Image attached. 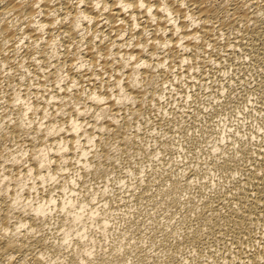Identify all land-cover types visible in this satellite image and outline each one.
Wrapping results in <instances>:
<instances>
[{
    "label": "bare ground",
    "instance_id": "obj_1",
    "mask_svg": "<svg viewBox=\"0 0 264 264\" xmlns=\"http://www.w3.org/2000/svg\"><path fill=\"white\" fill-rule=\"evenodd\" d=\"M183 92L195 104L173 107ZM193 127L190 149L213 153L208 184L168 155ZM149 155L171 163L159 162L167 186L154 199L167 218L181 210V226H136L140 207L112 230L117 181L129 198L153 194L150 177L131 175ZM146 231L161 232L165 255ZM190 253L264 264V0H0V264H175Z\"/></svg>",
    "mask_w": 264,
    "mask_h": 264
},
{
    "label": "rangeland",
    "instance_id": "obj_2",
    "mask_svg": "<svg viewBox=\"0 0 264 264\" xmlns=\"http://www.w3.org/2000/svg\"><path fill=\"white\" fill-rule=\"evenodd\" d=\"M218 74H220V72H218ZM211 79H209V81H210ZM204 81H206V80H204ZM208 81V82H209ZM207 82V83H208ZM210 83V82H209ZM208 83V84H209ZM208 84H206L205 86L207 87V85ZM204 86V87H205ZM182 94V95H181ZM180 95L178 94V95H175L174 97H175V104H171L172 106L174 105H176L177 103V105L179 106V107H182L181 106V104L183 105V106H185L186 108L187 107H190L189 105H191V106H193L194 104H195V101L193 100L194 99V96H189L188 97V95H186V92H183V93H181ZM181 96V97H180ZM187 96V97H186ZM192 97V98H191ZM180 102H179V101ZM205 100V99H204ZM206 101V100H205ZM205 101H203L202 103H201V105H206V104H208L209 102H205ZM185 102V103H184ZM205 102V103H204ZM180 103V104H179ZM186 103H188V104H186ZM185 104V105H184ZM173 106V107H174ZM178 106H175V107H178ZM253 119L255 120V116L253 117ZM253 123H256V121H254ZM260 123V122H259ZM197 127V126H196ZM194 128L193 127V129H188V130H179L178 131V133L180 132V134H178V139L179 138H182V139H179V141H178V143L176 142V143H174V145L175 144H177V145H175L174 147L172 146V148H174L175 149V151H170V152H168V155L169 154H172V156H174L175 157V155H176V158H172L173 159V161H175V162H173V163H176V164H180L181 163V165H183L184 164V166L183 167H185V166H190L189 168H191L190 169V171H193L194 173L196 172L198 175H197V177L199 178H202V180L201 179H196L198 182H200V183H203V182H206L204 179H206V180H208V177H210L211 175H213L214 176V172H208V168L207 169H205L204 167H207V165L206 164H203L202 163V161L205 159V157H209V156H211L213 153H211L210 151H206V148L204 147V143L205 142H207L208 140H206L205 138H206V136L208 135V133L206 132V130H203V125L202 126H200V124L198 125V129L199 130H201V127H203L202 128V130L201 131H197L198 129L197 128ZM196 130L198 133H200V134H198V135H201L204 131V135L202 136V137H204V140L202 139V137L200 138V140H202V141H205V142H201V144H203V146H201L202 148H203V150H205V151H203V152H201V151H199V148H197V147H195L194 149H190V146H191V144H190V142H189V139H188V135H186V134H191V133H193V130ZM205 129V128H204ZM146 130V135L148 136V133H149V135L150 134H152L153 133V135L155 134L156 135V133L158 134V131L157 130H155V129H153V128H148L147 127V129H145ZM192 130V131H191ZM153 131V132H152ZM187 131V132H186ZM183 132H185V133H183ZM191 132V133H190ZM202 132V133H201ZM194 133H195V131H194ZM207 133V134H206ZM182 134H185L184 136L182 135ZM182 135V136H181ZM215 135V134H214ZM145 137V136H144ZM186 142H185V141ZM188 140V141H187ZM185 142V143H183L182 144V142ZM188 145V146H187ZM181 146V147H180ZM178 147V148H177ZM192 148V147H191ZM196 149H198L197 151H195ZM179 150L181 151V152H179ZM191 150V151H190ZM199 151V152H198ZM157 152H159V150H157ZM173 152H174V155H173ZM196 152V153H195ZM176 153V154H175ZM205 153H207V154H205ZM210 155H209V154ZM194 154V155H193ZM205 154V155H204ZM157 155V154H156ZM192 155V156H191ZM82 156V155H81ZM171 156V157H172ZM178 156V157H177ZM205 156V157H204ZM158 157H159V159H158ZM180 157V158H179ZM193 157V158H192ZM207 157V158H208ZM151 158H153V159H151ZM84 159V158H83ZM165 158H160V156H155V158H154V155L152 156H144V159L142 160V158H141V160H140V162H138V163H136L135 164V166L137 167V168H135V170H139V171H136L135 172V174H131V175H133L132 177L135 179L136 177L138 178H140V179H143L144 180V178L146 179V178H148V177H150V178H148L149 180H151L150 181V185L148 186V188L149 189H147V193H146V195L147 194H150V196H151V193L153 192V194H152V196L150 197V198H142L141 196H138L137 198H139V200H135L133 197H130L129 198V194H128V191L126 190V188H122V186H121V183H119L120 181H117V184H115V186L113 187V188H111V190H110V192H108V193H111V195L110 196H108V197H106L107 199H108V202H110L114 207L113 208H111V210L113 211V213L114 212H116V211H118L117 213H114L113 215H114V217L115 218H113V220L111 221L112 223H110L112 226V230H115L117 227L118 228H123V227H127L128 225L130 226V224L129 223H131L135 218H133V215H134V213H135V211L136 210H138V209H144V212L143 213H139V214H136L137 215V217L139 218H136L135 219V221H136V223H135V221H133L135 224H136V226H137V224L138 225H140L139 227H143L144 226V221L146 222V223H148V224H146L145 223V225L146 226H144L143 228H145L146 227V229H150L152 226H155V224L156 225H158L159 226V224L161 225V227H163L165 224H166V222H165V220H168V221H171V220H174L173 218H174V216H175V218L176 219H178V217H179V219L176 221V219L173 221V226H172V228L174 229V228H176L175 230L176 231H178V227H180L181 226V224H180V226H179V224L178 223H180V218L183 216V212L181 211V210H175V211H173V210H171V216L173 217L172 219L171 218H167L168 217V215H164V214H166V212H167V210L166 209H164V205L162 206V204H160V203H158V201L156 202V198L154 197L155 196V194L157 193V191H159L161 188H162V186H164L165 188H166V186L167 185H165L164 183H162V181H160L161 180V175L159 174V173H161L162 172V167L161 166H159V165H161L162 163H159L160 161L161 162H163V160H164ZM166 159H168V158H166ZM129 159H127V161H128ZM147 160V161H146ZM155 160V161H154ZM165 162H166V165H171V163H170V161H169V163H168V160H164ZM201 161V162H200ZM205 161V160H204ZM207 161V160H206ZM149 162V163H148ZM151 162V163H150ZM164 163V162H163ZM168 163V164H167ZM196 163H198V164H196ZM124 164H125V162H124ZM131 164V161H128V165H130ZM137 164H138V166H137ZM139 164H140V168H139ZM147 166V167H145V171L143 170V168H144V166ZM152 164V165H151ZM157 164V165H156ZM201 164H203V165H201ZM194 165V166H193ZM199 165H201V166H203V169H202V167L201 168H198L199 167ZM126 167V166H125ZM125 167H123V170H124V168ZM143 167V168H142ZM150 167V168H149ZM153 167V168H152ZM160 167H161V169H160ZM157 168H158V172H157ZM196 168V169H195ZM198 168V169H197ZM126 169V168H125ZM200 169H201V171H200ZM125 171V170H124ZM140 171H141V173L144 175H142V174H139L140 173ZM203 171V172H202ZM139 172V173H138ZM147 173V175H146V173ZM153 172V173H152ZM121 173V172H120ZM123 173V172H122ZM156 173H158V175H160L159 177H157V175H155ZM195 173V174H196ZM209 173H210V175H209ZM137 174V175H136ZM123 175V174H122ZM131 175L130 176H128V179H130L131 180ZM141 177H140V176ZM146 176V177H145ZM205 176V177H204ZM207 176V177H206ZM218 176H216V178H217ZM136 178V179H137ZM213 178V177H212ZM218 179V178H217ZM201 180V181H200ZM204 180V181H203ZM159 181V182H158ZM161 182V183H160ZM208 182H210V181H207L206 183L208 184ZM116 183V182H115ZM152 183V184H151ZM155 183V184H154ZM160 184V185H159ZM164 184V185H163ZM169 184V183H168ZM162 185V186H161ZM204 185V184H203ZM110 187H112V185L110 186ZM151 187V188H150ZM160 188V189H159ZM81 189V188H80ZM84 189H86L85 187L84 188H82L81 190H84ZM156 189V190H155ZM152 192H151V191ZM183 190H186V189H181L180 191H181V195L182 196H187L186 195V191H188V190H186L185 191V193H184V191ZM124 191V192H123ZM127 191V192H126ZM178 191V190H177ZM180 191L179 192H177V193H179L180 194ZM183 191V192H182ZM149 192V193H148ZM139 193V192H138ZM188 193V192H187ZM185 194V195H184ZM112 196V197H111ZM148 197H149V195H148ZM112 198V199H111ZM140 198H141V200H140ZM155 198V199H154ZM152 199H153V204H149V202L151 203V201H152ZM132 200H134V201H132ZM149 200V201H148ZM136 201H137V204H136ZM145 201V202H144ZM148 202V204L150 205V206H148L146 203ZM155 201V202H154ZM133 202H135V204L133 203ZM141 202H143L142 203V205L145 203L146 204V206H148V207H146L145 206V204H144V206H142L141 205ZM101 203V202H100ZM155 203V204H154ZM156 203H158L157 204V206H156ZM130 204V205H129ZM160 204V205H159ZM160 207V209H159V207ZM139 207V208H138ZM140 207H142V208H140ZM154 207H156L155 209H154ZM126 208H127V210H126ZM159 209V210H158ZM122 210L124 211V212H126V214L125 213H123L122 212ZM126 210V211H125ZM129 210V211H128ZM156 210V211H155ZM161 210V211H160ZM130 211H133V212H130ZM160 211V212H159ZM162 211H164V212H162ZM181 212V213H178V212ZM138 212H139V210H138ZM121 215H120V214ZM127 213H128V215H127ZM160 213H162V214H160ZM123 214H125V216L123 215ZM159 214V215H158ZM173 214V215H172ZM179 214V216H177ZM182 214V215H181ZM129 215H131V216H129ZM180 215H181V217H180ZM127 216V217H126ZM160 216V217H159ZM167 218H165V217ZM119 217V218H118ZM123 217V218H122ZM133 218L132 220H130L131 218ZM150 217V218H149ZM153 217V218H152ZM154 217H155V220H156V218H157V220L155 221L154 220ZM163 217V218H162ZM124 218H126V219H124ZM129 218V219H128ZM164 218H165V220H164ZM116 221H115V220ZM148 219V220H147ZM150 219V220H149ZM159 219V220H158ZM163 221V222H161V220ZM171 219V220H170ZM128 220H129V222H128ZM138 220V221H137ZM154 220V221H153ZM140 221H142L143 223H141ZM151 222H153L152 223V225H151ZM155 222V223H154ZM140 223V224H139ZM159 223V224H158ZM177 223V224H176ZM154 224V225H153ZM164 224V225H163ZM124 225V226H123ZM151 225V226H150ZM176 225V226H175ZM114 226V227H113ZM128 226V227H129ZM148 226H150L149 228H148ZM175 226V227H174ZM164 228V227H163ZM178 228V229H177ZM133 234H130V236L131 237H133L132 235H134V232H132ZM145 233H147V234H144L145 236L144 237H146V238H149V240L151 239L152 240V243L154 244V247L150 250L151 251V253L152 254H158V256L160 255V256H163V255H165V252H159V247H157V245H158V241H159V243H160V239H161V237H158V236H160V233L161 232H157V233H159L158 235H156L157 233H152L151 232V235H149L150 234V232L149 231H146ZM135 235H137L136 233H135ZM155 235V236H154ZM152 237V238H151ZM154 237V238H153ZM157 237V238H156ZM111 238H113V239H111ZM110 238V240L109 241H116V239L117 238H115L114 236L113 237H111ZM114 238H115V240H114ZM158 238H160V239H158ZM154 239L157 241H154ZM149 240H148V242H149ZM150 240V241H151ZM161 244V243H160ZM144 245H146V246H148L149 244H143V246ZM156 245V246H155ZM145 247V246H144ZM144 247H143V250H141V251H139V252H137V254H138V256H139V258L141 259V257H142V254L144 253V252H146L149 248H146L145 247V249H144ZM149 247V246H148ZM157 248V249H156ZM146 250V251H145ZM140 253H141V255H140ZM164 253V254H163ZM137 254H134L133 256H134V258H138V257H135V255L137 256ZM144 255L145 254H143V258H144ZM185 255V254H184ZM184 255H180V256H182L181 258L183 259H181V258H179V255H178V257L176 258V260L175 261H177L178 259L179 260H181V261H177L178 263H175V264H198V258H197V255L195 254V255H193V253H190V254H186L185 256ZM188 255V256H187ZM216 256H214L213 255V258L215 259H212L213 261L212 262H210L211 264H217V262H219L220 260H219V258H220V255L219 254H215ZM138 258V259H139ZM142 258V259H143ZM185 258V259H184ZM188 258H189V260H188ZM196 258V259H195ZM221 259V258H220ZM187 260V261H186ZM217 260V261H216ZM219 260V261H218ZM186 261V262H185ZM198 261V262H197ZM219 264V263H218Z\"/></svg>",
    "mask_w": 264,
    "mask_h": 264
}]
</instances>
